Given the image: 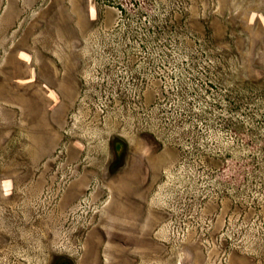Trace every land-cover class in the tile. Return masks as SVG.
<instances>
[{
  "label": "rangeland",
  "instance_id": "obj_1",
  "mask_svg": "<svg viewBox=\"0 0 264 264\" xmlns=\"http://www.w3.org/2000/svg\"><path fill=\"white\" fill-rule=\"evenodd\" d=\"M0 264H264V0H0Z\"/></svg>",
  "mask_w": 264,
  "mask_h": 264
}]
</instances>
